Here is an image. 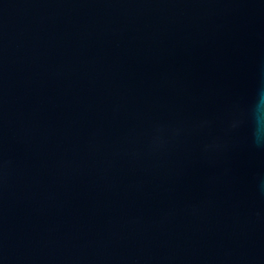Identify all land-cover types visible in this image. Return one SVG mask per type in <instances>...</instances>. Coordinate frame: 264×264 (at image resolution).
I'll use <instances>...</instances> for the list:
<instances>
[{"label":"water","instance_id":"1","mask_svg":"<svg viewBox=\"0 0 264 264\" xmlns=\"http://www.w3.org/2000/svg\"><path fill=\"white\" fill-rule=\"evenodd\" d=\"M0 264H264V0H0Z\"/></svg>","mask_w":264,"mask_h":264}]
</instances>
